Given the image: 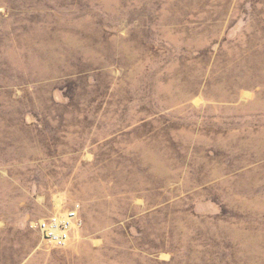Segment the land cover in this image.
Instances as JSON below:
<instances>
[{"label":"rangeland","instance_id":"obj_1","mask_svg":"<svg viewBox=\"0 0 264 264\" xmlns=\"http://www.w3.org/2000/svg\"><path fill=\"white\" fill-rule=\"evenodd\" d=\"M0 264H264V0H0Z\"/></svg>","mask_w":264,"mask_h":264},{"label":"built area","instance_id":"obj_2","mask_svg":"<svg viewBox=\"0 0 264 264\" xmlns=\"http://www.w3.org/2000/svg\"><path fill=\"white\" fill-rule=\"evenodd\" d=\"M81 208L80 203H73L69 210L62 208L61 211L36 221L32 228L37 230L42 240L51 247L67 248L74 233L83 225Z\"/></svg>","mask_w":264,"mask_h":264},{"label":"bare ground","instance_id":"obj_3","mask_svg":"<svg viewBox=\"0 0 264 264\" xmlns=\"http://www.w3.org/2000/svg\"><path fill=\"white\" fill-rule=\"evenodd\" d=\"M60 207H61V204H60ZM60 207H59V208H60Z\"/></svg>","mask_w":264,"mask_h":264}]
</instances>
